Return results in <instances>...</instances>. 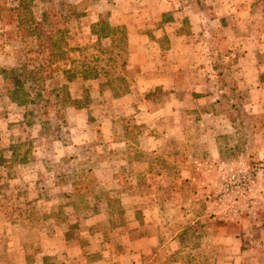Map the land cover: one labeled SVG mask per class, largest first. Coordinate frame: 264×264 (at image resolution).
I'll list each match as a JSON object with an SVG mask.
<instances>
[{
	"label": "crops",
	"instance_id": "obj_1",
	"mask_svg": "<svg viewBox=\"0 0 264 264\" xmlns=\"http://www.w3.org/2000/svg\"><path fill=\"white\" fill-rule=\"evenodd\" d=\"M115 4L112 16L125 26L124 66L132 72V84L115 93L90 80L91 101L63 109L65 123L60 127L66 130V125L67 131L40 136L39 124L32 138L43 142L33 147L34 157L17 161L9 151L11 159L0 163L4 175L0 183L29 182L27 199L43 210L20 231L37 230L28 242L37 240L40 250L30 252V257L35 263L40 260L38 264L44 255L67 256L73 264H264V221L259 215L254 221L244 218L237 211L217 213L210 201L198 196L204 182L196 178L199 171L207 176L204 162L213 153L204 146V133L200 135L201 117L213 109L210 98L221 93L211 88L213 65L228 67L235 92L245 83L248 92L264 103V0ZM86 81L66 80L72 98L82 96ZM193 113H200V119L192 124ZM191 124L199 132L194 142L189 141ZM130 128L135 129L134 136ZM12 134L0 124V150L14 143ZM89 148L92 153L96 149L94 156L85 154ZM215 152L220 156L217 146ZM67 158L76 163L100 158V165L90 167L98 192H106L107 198H94L92 188L85 196L95 211L71 205L75 185L64 168ZM10 190L9 209H17L19 188ZM246 222L256 225L248 228ZM71 224L74 228H69ZM24 245L21 241L19 260L34 264L26 260ZM249 252L260 261L253 263Z\"/></svg>",
	"mask_w": 264,
	"mask_h": 264
},
{
	"label": "rangeland",
	"instance_id": "obj_2",
	"mask_svg": "<svg viewBox=\"0 0 264 264\" xmlns=\"http://www.w3.org/2000/svg\"><path fill=\"white\" fill-rule=\"evenodd\" d=\"M115 3L116 0H31L30 10L34 17L40 19L44 14L50 23L48 27H43L46 33L51 32L53 41H56L55 47L49 52L46 42L42 43L32 36H24L23 29L15 27L16 23L13 18L18 13V9L15 8L17 0H0V70L10 71L9 69L20 64V70L17 74L23 82L19 85L22 88L13 92L14 96L18 95L22 105L19 106L6 95L7 80L2 81L0 77V124L13 130L12 141L14 143L11 144L31 141L33 147L42 145V138L39 140L35 138V141L32 138L35 133L34 129L38 127L40 122L49 121L55 115L53 101H51L53 94L47 93V90L56 89L61 85L69 87V83H66L68 75L63 72L64 70L68 74L78 71L80 74L87 75L85 82L87 86L84 87L86 91L92 87L90 80H92L91 75L93 73L89 71L90 69L98 72L99 77L98 80H95V84L98 81L101 88L110 89L115 93H122L128 89L129 83L133 81V75L132 72H127L124 66L126 48L121 44L124 30L123 25L117 24L112 16L117 10L114 6ZM19 11L22 12L23 10L20 9ZM98 20L102 22L97 23L96 28L101 29L103 27L107 32L111 31L110 26L114 28L111 38L114 43L108 44L107 41L110 38L97 37L91 32L90 25ZM103 22L107 23V26ZM99 44L100 46H98ZM62 45H66V49H62V52L66 53L68 59L74 60V63L67 62V59H61L60 54L58 56V48H61ZM70 47L73 49L70 50ZM216 72H211L210 78ZM24 73H27L29 77L27 78ZM126 74L128 79H126ZM0 75H2L1 71ZM227 77L228 74L225 76L226 84L224 86H220V82L216 83L212 80L211 88L219 91V86L228 93L230 88L227 82L230 83V81ZM248 91L249 89L243 83L242 88H239L237 97L221 98V102L218 100V95L212 94L210 98L213 109L212 111H205L208 115H202L203 128H201L200 135L202 132L204 133L205 148L210 146L211 151L215 154L212 153L210 160L204 162V171L208 173L207 176H201L202 171L197 170L199 176L196 178H201L200 180L204 182L203 185L200 184L203 190L198 191L197 194L198 196L202 195L206 201H210V204L214 205L213 210L217 213L220 210L222 213L227 211L234 215V211H237L244 218L251 216L253 221L254 215H259L263 223L264 180L255 175L254 167L258 163H264V103L258 102L254 93L251 94ZM38 92L39 94L41 92L40 96H37ZM262 99L264 102V96ZM227 103L229 105L233 103L236 108L229 110L226 108ZM213 104H217L218 109H215ZM199 114H190L192 124L198 120ZM123 117L127 118L126 116ZM233 118L241 122L242 125L235 128L231 126L228 121ZM59 122L60 120L58 123L52 124L54 130L57 132L58 129L61 132L67 131V126L63 125L66 130H62ZM192 124L188 135L189 141L194 142L199 132H196L198 129L194 128ZM131 131H133L131 135L134 136L136 134L135 129L130 128ZM208 142L210 145L207 144ZM258 142L260 143L258 144ZM201 145L202 142L198 144V147L201 148ZM216 146L220 156H216ZM32 149L31 155L29 154L25 159L31 160ZM9 151H11L10 146L0 150L1 162L11 159L8 156L10 155ZM94 152H97L96 149L92 153V149L89 148L85 154L92 153L94 156ZM98 160L100 158L85 161L82 166L87 168L88 165H100L101 161ZM65 165L69 167V169L67 168L69 171L78 164L75 160H68ZM11 172L15 173L16 169ZM2 174L0 171V181L4 177ZM192 183L193 187H196V183L194 181ZM28 185L29 182L24 181L17 184L14 181L0 183V264H25V259L19 260L21 254L17 253V251L22 250L21 241L25 242L24 246L28 251L26 260L28 263L34 262V259L30 257L32 255L30 252L37 249V246L34 245L38 241L30 244L28 241L36 237L37 230L27 229L24 232L22 230L23 234L20 231L24 226L27 227L31 220L37 219L38 216L34 215L43 210L32 205L31 201L27 199L26 187ZM11 187L19 188L18 208L12 210L9 209V201L13 193L10 190ZM226 208L227 210H225ZM55 213H57L56 210ZM52 218L53 216H51V220ZM42 225L35 226L39 229ZM254 225H256L254 222L253 224L247 222L244 224L248 228L254 227ZM50 231L49 229L48 235L51 234ZM261 235L264 237V228ZM249 238L253 239L254 236ZM28 245L30 246L28 247ZM6 251H8L7 254ZM247 251L251 250L247 248ZM249 253L248 257L254 259L253 263L260 261L256 254ZM56 257L63 264H73V262L67 261V256L61 258L56 255ZM40 262L39 260L34 264Z\"/></svg>",
	"mask_w": 264,
	"mask_h": 264
},
{
	"label": "trees",
	"instance_id": "obj_3",
	"mask_svg": "<svg viewBox=\"0 0 264 264\" xmlns=\"http://www.w3.org/2000/svg\"><path fill=\"white\" fill-rule=\"evenodd\" d=\"M30 1L31 0H17V4H16L15 8L18 9V13L16 14V17L13 18V21H15V23H16L15 27H17V28L21 27L24 31V34H25L24 36H26V35L32 36V37H35L38 41H41L42 43L46 42L47 48H48L49 52H51V50L55 47L56 41L55 42L53 41L51 32L46 33L44 31V28H43V27H48L50 23L44 17V14H42L40 19H36L34 17L33 12L30 10ZM20 9H22L23 11L22 12L19 11ZM101 22L102 21L98 20L97 22L92 23L90 25L91 32L94 35H96L97 37L101 36V37H106V38L111 39L112 34L114 33V30H113L114 28H112L110 26L109 28L111 29V31H109V32H107L103 27H101V29L96 28L98 26L97 23L100 24ZM103 23L107 26V23H105V22H103ZM51 26L53 27L52 24H51ZM124 27L125 26L123 25L122 28L124 30V37H123V40L121 42L122 45L125 44V38H126V32H125ZM65 46L66 45H62L61 48L56 47L59 50L58 56L60 54L59 57H62L61 59H67V62L69 61L70 63H74V60L68 59L69 57L66 55V53L62 52V49H66ZM68 46H70V45H68ZM98 46H100V44ZM69 49L72 50L73 48L70 47ZM50 54H51L50 56H52V53H50ZM19 66H20V64L17 65V67H13V68L9 69L10 71H7L5 69H1L0 71H1L2 75H0V77H1L2 81L7 80L6 84H8V86L5 89L6 95L13 102H15L16 104H18L20 106L21 104H20V100L18 99V95L17 96L13 95L14 91H17V89L22 88V87H19V85H21L23 82H22L20 76L17 74V73H19L18 71L20 70ZM213 66H214V70H216L217 72L212 77L214 79L210 78L211 81L214 80L216 83L220 82V86H224L226 84L225 80H224L225 76L227 74H229L228 67L226 65L223 66L220 63L214 64ZM86 71H87V69H86ZM89 71H91V73H93L91 75L92 76L91 79L92 80H98V77H99L98 72L95 71L94 69H93V71H92V69H90ZM8 72H9V74H8ZM28 72H31V71H28ZM63 72L68 75L67 76L68 82H72L77 77L87 78V75H84V73L80 74V72H78V71L73 73V74H68V73H66L65 70ZM25 75L27 78L29 77V76H27L28 75L27 73ZM261 76H262V78H264V73H262ZM11 77H14V78H11ZM227 83L229 85L228 87L230 88L228 93H226L224 91V89H222L221 87L218 86V88L221 91V93L218 94L219 102H221V98H227V99H228V97L233 98V96L235 97V94H237V92L234 91V89H237V86H236V88H233L232 86H230L229 82H227ZM11 85L13 86V88ZM85 91L86 90L83 89L82 96L80 98H72L70 96L68 87L65 85H61L60 87L53 89V90H49V91L47 90V93L53 94V96H52L53 100L51 99V101H53V106L55 109V111H54L55 115L49 121L46 120V121L40 122V126H41L40 136L42 134L53 135L55 130H54V127L52 124L58 123V120H60L59 123H61V124L65 123V119H64L65 116H64V110H63L65 107L70 106V105L77 106V107H82V106L87 105L91 101V97L89 94V89L86 91V93H85ZM40 94H41V92H40ZM40 94L38 92L37 96H40ZM61 102H62V104H61ZM226 108H228L229 110L230 109L233 110L234 108H236V106L233 103H230V105L227 103ZM228 122L234 128L236 126L240 127L242 125L241 122L237 121V119H234V118L229 119ZM44 124H46V125L44 126ZM61 124H59V125H61ZM132 132L133 131H131L130 133H132ZM32 147H33V145H32L31 141L20 142L17 144H11L10 150L12 151V158L17 160V161L27 160V159H25V157L29 156ZM23 155H25V156L23 157ZM100 156L101 155L99 154V157ZM33 157H34V155H33ZM72 157L73 156H70V158H72ZM70 158L64 159L63 160L64 164L66 161L70 160ZM93 160L94 159L91 158V159H87L84 161H80L79 163H76V164H78L77 166L76 165L73 166L67 172L68 175H70L69 179H72V181L75 185V192H74L75 197H74L73 201H71V205H73L76 210L77 209L78 210H80V209L81 210H89V211H90V209L92 211L96 210L95 206H93V207H90V205L88 206V203L86 201V197H85L87 195L86 192L90 188L96 190L95 192H93L94 198H100L102 196H105V198H107L106 192H104V191L98 192L97 187H99V186H98V184H96L95 179L92 176L91 167L89 165L87 168H84L82 166L85 163V161L87 162V161H93ZM1 161L2 160L0 158V163H1ZM64 168L69 169V167H67V165H65ZM114 197H117V195ZM109 199H110V197H109ZM112 199L116 200V198H112ZM117 208H118V206H117ZM117 210H119V209H117ZM69 228H74V224L69 225ZM72 232L73 231H71V233ZM69 235H71V234H69ZM29 246L30 245H28V247ZM34 246H37L36 247L37 249L34 252H38V250H40L39 243H36ZM7 252L8 251H6V254H7ZM42 264H63V263L60 260H58L56 255H44L42 257Z\"/></svg>",
	"mask_w": 264,
	"mask_h": 264
},
{
	"label": "built area",
	"instance_id": "obj_4",
	"mask_svg": "<svg viewBox=\"0 0 264 264\" xmlns=\"http://www.w3.org/2000/svg\"><path fill=\"white\" fill-rule=\"evenodd\" d=\"M254 173H255V175H257V177H259L262 180H264V163H258L254 167Z\"/></svg>",
	"mask_w": 264,
	"mask_h": 264
}]
</instances>
